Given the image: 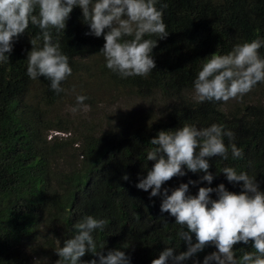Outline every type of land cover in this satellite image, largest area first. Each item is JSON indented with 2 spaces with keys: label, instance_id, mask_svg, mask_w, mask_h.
Segmentation results:
<instances>
[{
  "label": "trees",
  "instance_id": "1",
  "mask_svg": "<svg viewBox=\"0 0 264 264\" xmlns=\"http://www.w3.org/2000/svg\"><path fill=\"white\" fill-rule=\"evenodd\" d=\"M161 5H167L163 21L169 35L158 40L152 50L156 67L146 78L120 79L104 66V58L98 54L103 36L86 35L89 28L78 7L70 13L64 31L49 29L72 68V75L61 85L65 90L84 69L98 72L101 76L97 77L115 88L144 98L157 92L171 100V105L165 117L155 122L142 123L140 119L134 123L127 117L128 121H115L107 129L98 130V126L82 133L79 139L69 137L68 128L48 120L44 110L66 93L51 90L44 77L32 80L26 74L30 41L40 37L42 46V30L30 23L14 40L9 62L0 63V264H33V258L55 264V239L62 247L63 240L73 234V225L87 215L108 222L103 231L93 233L97 251L104 244L105 254L121 248L129 264H151L164 247H175V254L186 251L177 235L181 226L175 224L174 217L159 211L161 197L149 199L148 192L135 186L154 163L146 159L154 147L149 141L158 132L185 123L198 128L224 124L234 132L232 142L243 152L240 159H233L230 149L228 160L209 158L212 183L189 185L188 194L195 196L200 187L216 188L219 184L239 194L240 185L229 184L221 173L224 167L247 172L264 192V101L236 104L223 111V102L200 103L188 96L205 58L213 53L227 54L236 43L264 39V0H158V10ZM259 54L264 58V46ZM31 88H35L32 95ZM255 88L264 97V83ZM85 96L84 104L92 103V97ZM53 131L69 136L49 135ZM224 143L229 145L227 137ZM184 171L185 176L173 177L162 190L199 181L203 175ZM125 175L127 180L122 179ZM211 198L216 199L215 193ZM251 244L234 245L237 259L242 255L240 249L254 251ZM213 251V246H206L182 264L194 260L202 264ZM94 258L86 253L79 264Z\"/></svg>",
  "mask_w": 264,
  "mask_h": 264
},
{
  "label": "clouds",
  "instance_id": "2",
  "mask_svg": "<svg viewBox=\"0 0 264 264\" xmlns=\"http://www.w3.org/2000/svg\"><path fill=\"white\" fill-rule=\"evenodd\" d=\"M157 2L0 0V63L9 62L14 40L25 33L30 23L36 25L42 30L43 44H38L40 37L30 41L32 47L27 53L26 74L32 80L46 78L57 94L65 92L61 85L72 75V68L59 43L53 42L49 29L64 31L70 13L78 7L89 28L86 35L103 36L104 44L98 54L103 56L104 66L120 79L146 78L156 67L152 50L157 47L158 40L169 35L163 21V8L167 5H161L158 10ZM145 36L157 39H145ZM262 46L264 39L244 41L234 44L227 54L213 53L205 58L193 81L192 93L196 101L227 103L242 98L257 84L264 83V58L259 54ZM86 99L84 95H77L76 107L71 110L75 113L80 106L87 108ZM224 137L230 141L228 146ZM234 140V132L224 124L198 128L185 123L175 130L160 131L149 141L154 147L148 151L146 159L154 163L145 177H138L135 186L148 192L149 199L161 197L160 213L175 218V224L181 226L177 235L186 246V251L179 254H175V247H164L151 264H182L209 245L216 251L206 255L202 264H264V192L259 190L256 178L245 171L237 173L234 167H224L221 173L229 184L240 185L239 194L226 190L224 184L216 188L200 187L195 196L188 194L189 185L212 183L214 176L209 172V158L228 160L229 149L233 159L243 157ZM184 169L203 175L199 181L189 180L175 189L162 190V185L173 177L185 176ZM122 179L127 180L128 176ZM213 193L216 199L211 198ZM107 223L91 215L77 221L73 234L63 240L62 247L61 241L55 239L58 245L54 251L58 257L55 264H79L86 253L95 257L87 264H129V257L121 248L110 249L105 254L104 244L97 251L93 233L103 231ZM249 241L254 251L240 249L242 255L237 259L234 245H248ZM193 264L199 262L194 260Z\"/></svg>",
  "mask_w": 264,
  "mask_h": 264
},
{
  "label": "rangeland",
  "instance_id": "3",
  "mask_svg": "<svg viewBox=\"0 0 264 264\" xmlns=\"http://www.w3.org/2000/svg\"><path fill=\"white\" fill-rule=\"evenodd\" d=\"M92 66L93 64L91 68ZM97 76L101 75L98 72H88L82 69L69 83L65 97L58 103L44 108L48 120L68 128L71 133L69 136L68 133L53 131L49 135L57 134L60 137L69 136L79 139L82 133L96 130L98 126V130L107 129L109 126H113L115 121L124 119L128 121L127 117L133 118L134 123L140 119H143L142 123L144 121L146 123L155 122L165 117L166 110L171 105V100L157 92L144 98L132 91L115 88L108 81ZM34 91L35 88H31V95ZM77 95H90L92 103L88 104L87 108L80 106L79 110L74 113L71 109L76 107L75 97ZM188 96L195 99L192 91ZM249 101H264V97L257 88H254L242 98L238 97L223 103L221 109L227 111L236 104L241 105ZM35 262L42 264L39 258L36 260L33 258V264Z\"/></svg>",
  "mask_w": 264,
  "mask_h": 264
}]
</instances>
